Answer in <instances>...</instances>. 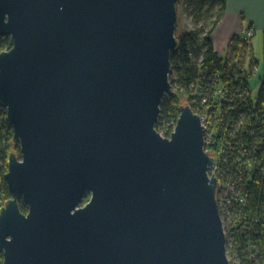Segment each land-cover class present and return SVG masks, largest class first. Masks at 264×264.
Here are the masks:
<instances>
[{
    "label": "water",
    "instance_id": "obj_1",
    "mask_svg": "<svg viewBox=\"0 0 264 264\" xmlns=\"http://www.w3.org/2000/svg\"><path fill=\"white\" fill-rule=\"evenodd\" d=\"M177 3L0 0V104L21 144L2 264H232L204 119L184 103L157 130Z\"/></svg>",
    "mask_w": 264,
    "mask_h": 264
},
{
    "label": "trees",
    "instance_id": "obj_2",
    "mask_svg": "<svg viewBox=\"0 0 264 264\" xmlns=\"http://www.w3.org/2000/svg\"><path fill=\"white\" fill-rule=\"evenodd\" d=\"M187 1L195 26L178 36L179 47L171 53L173 71L170 80L174 93L167 94L162 101L157 130L164 136L171 137L181 115V104L197 102L199 105H193V109L201 114L203 106L195 93L208 84H213L215 88L231 85L230 88L235 92L237 86L239 87L235 84L237 78L239 84L244 83L249 88L248 93L243 97L244 100L233 103L234 111L226 116L222 133L226 139L227 131L235 134L229 141L237 148L235 155L241 157L237 165L242 166V169L251 161L264 165V73L259 75L260 88L257 96L250 87L251 75L258 74L261 70H255L259 60L255 57L249 66H241L236 61L233 62L230 55H223L216 49L213 32L221 23L229 0ZM233 42V47L236 46L235 53L240 58L248 49L250 41L244 39L243 34H237ZM13 44L12 36H0V52L10 49ZM215 75L218 76L214 77ZM254 101L257 102L256 108ZM13 138L14 131L7 119V109L0 104V209L12 197L5 176L9 170L10 153L17 152L21 155V144L14 142ZM207 148L212 151L211 146L208 145ZM225 167L231 171L233 177L236 166L232 160ZM242 177L235 193L239 195L244 189L246 202L238 205L232 212L233 229L227 232L230 237L227 243L228 256L232 264H264V174L256 171L254 175L244 174ZM20 208L25 213L29 211L23 199L20 200ZM3 260L4 254L0 251V264Z\"/></svg>",
    "mask_w": 264,
    "mask_h": 264
},
{
    "label": "built area",
    "instance_id": "obj_3",
    "mask_svg": "<svg viewBox=\"0 0 264 264\" xmlns=\"http://www.w3.org/2000/svg\"><path fill=\"white\" fill-rule=\"evenodd\" d=\"M255 33L254 29L250 28L241 34H243L247 39H251ZM253 61L256 60L254 59ZM259 69V65L255 67L256 71ZM217 76L215 75L214 77ZM238 80L239 79L237 78L235 80V84L239 85V87L237 86L235 92L230 88L231 85L229 87L221 88L216 86L215 88L212 86L213 84H208L207 86H203V89H200V92L195 93L196 98L203 106V113L199 114L204 119V123H206V134L208 137L205 140V148L212 156L215 157V166L212 170H210V175L215 173V176L219 179V210L221 211L226 233L233 229V220L231 219L232 212H234L238 205L246 202V199H244V189H242V192H240L239 195L238 193H235L236 186H240L239 183L243 179L242 175L246 174L247 176H251L252 174L254 175L256 171H261V173L263 172L264 174V165L260 162H248L243 169L242 166L237 165L241 160V157L235 155L237 148L231 141H229L230 137L235 134L227 131L228 136L226 139L224 133H222V129L226 123V116L229 112L231 113L234 111L232 106L233 103L237 100H244L243 97H246L248 93L249 88L244 83L239 84ZM252 90L255 93L253 87ZM238 92H240V94ZM256 103L257 102L254 101L255 108ZM190 105L193 108V105L198 106L199 104L194 102ZM247 107L245 109H247ZM208 145L211 146L212 151L207 148ZM231 160L236 166V169L234 170V178L231 176V171L227 170V167H225V165ZM242 165L244 166V164ZM245 171L247 173H245ZM229 238V233H227V243Z\"/></svg>",
    "mask_w": 264,
    "mask_h": 264
},
{
    "label": "crops",
    "instance_id": "obj_4",
    "mask_svg": "<svg viewBox=\"0 0 264 264\" xmlns=\"http://www.w3.org/2000/svg\"><path fill=\"white\" fill-rule=\"evenodd\" d=\"M226 10L213 32L214 44L219 52L227 49L234 35L250 28L255 32L264 30V0H229Z\"/></svg>",
    "mask_w": 264,
    "mask_h": 264
},
{
    "label": "rangeland",
    "instance_id": "obj_5",
    "mask_svg": "<svg viewBox=\"0 0 264 264\" xmlns=\"http://www.w3.org/2000/svg\"><path fill=\"white\" fill-rule=\"evenodd\" d=\"M177 12H178V20H177V28H176V35L180 36V34L188 32L190 29H192L195 24L193 23L192 20V14L190 12V5L187 0H178L177 3ZM234 37L230 40L229 46L227 47L224 52H220L221 54H228L230 55L231 59L233 62H237L239 65L243 66H249L250 62L252 61L253 58L256 57V59L259 60V68H261L260 72L258 74H253L251 75L252 77L250 78V83L251 87L255 90V95L257 96L259 93V80H260V74L264 73V30L263 29H258L255 35L249 40V47L243 53L240 58H238L237 54L235 53V48L234 46ZM238 37V36H237ZM240 38H243V36H239ZM246 37H244L245 39ZM252 44V45H251ZM238 45V43L236 44ZM238 47V46H237ZM244 52L243 50H241ZM241 52V53H242ZM256 55H254L253 54ZM17 153V152H16ZM91 195H87L85 198V201L82 203V205H85V203L90 199Z\"/></svg>",
    "mask_w": 264,
    "mask_h": 264
}]
</instances>
